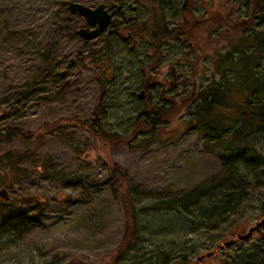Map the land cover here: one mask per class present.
Here are the masks:
<instances>
[{"label": "rangeland", "instance_id": "1", "mask_svg": "<svg viewBox=\"0 0 264 264\" xmlns=\"http://www.w3.org/2000/svg\"><path fill=\"white\" fill-rule=\"evenodd\" d=\"M69 1L90 7L103 3L112 18L125 4L155 28L162 22L182 24L190 16L182 12L184 0H0V129H33L60 116L91 117L101 83L99 118L109 133L129 132L136 113L148 104H173L152 132L112 139L110 145L69 124L41 139H0V153L19 152L21 167L13 176L0 161L5 194L0 195V264H264V222L248 237H238L264 218V127L237 140L232 134L237 121H229L244 97L241 89L255 74L233 80L236 71L223 61L228 53L237 56L232 46L249 32L259 35L264 47V0L188 3L195 7V18L208 21L191 26L184 38L160 41L158 65L143 79L156 81L150 99H144L146 91L143 98L136 96L151 53L145 35L132 51L130 41L111 40L113 64L99 78L88 56L96 49L104 52L109 26L94 38H82L77 29L90 25L68 9ZM244 18H250V28L246 22L238 26ZM223 19L231 26L221 24ZM140 25L134 30L140 31ZM252 43L256 39L245 40L239 49L257 56L255 69L263 85L264 48L252 51ZM223 77L234 81L232 102L222 109L226 130L215 138L189 122L195 101L189 107L187 102L197 92H192L195 85ZM217 112L215 104L212 113ZM228 155H233L235 173L210 201L205 197L188 210L156 206L159 199L204 179L224 181ZM111 162L128 175L136 210L134 236L119 259L114 253L125 229L123 190L112 176ZM228 188L233 197L222 214L211 205ZM228 240L233 241L225 246Z\"/></svg>", "mask_w": 264, "mask_h": 264}, {"label": "trees", "instance_id": "2", "mask_svg": "<svg viewBox=\"0 0 264 264\" xmlns=\"http://www.w3.org/2000/svg\"><path fill=\"white\" fill-rule=\"evenodd\" d=\"M115 12L119 14L111 19L109 23V33L104 38V52L101 49H96L91 51L89 54V59L96 64L97 77H103V73L113 64V60L111 58V54L109 51V42L111 40H118L121 42H137V39H140L142 36L146 37L148 41V47L151 49V53L147 57V62L145 64V71L142 72L143 77L141 82V88H145L147 92L146 97L144 99H150V90L151 87L146 85L147 81H143L145 79V75L152 74L154 72L155 67L158 65V61L160 58V46L162 39H175L178 40L180 38H184L185 34L190 30L191 24H187L183 21L182 24H175L168 26L166 22L160 23L156 28L155 26L147 25L144 20H139L130 11L129 6L122 4L117 6ZM185 10L182 9V12ZM118 19V20H117ZM141 23L140 31H135L134 26L137 23ZM238 26H243V22H246L245 27L248 26L250 22V18L238 19ZM221 24H231L226 20H222ZM157 25V24H156ZM202 23H198L194 25V27L202 26ZM231 26V25H230ZM154 27V28H153ZM233 27V26H232ZM250 28V27H247ZM260 36L249 32L240 36L238 39V44L232 46V48H237V56L233 57L232 54L228 53L229 57L225 56L223 61H226L229 65V70L236 71V77L233 75V80L235 78L240 79L246 78L247 75H254L253 79L249 84L244 85L246 88H242L241 92L244 94L240 105L238 106L237 113L235 117H231L229 121L235 122L237 121V125L233 127L232 134L233 138L240 140L242 135L248 134L250 132L257 131L259 128L264 127V97L262 96L261 87L264 88V82L259 83V76L256 73V65L258 64L257 56L252 54L251 52L245 54L239 48L240 45L243 44L245 40L256 39V43H252V51L254 48L262 49V39ZM116 38V39H115ZM136 39V40H135ZM242 43V44H241ZM129 44V45H130ZM133 48L128 49L130 51L134 50ZM98 50V51H97ZM108 50V51H107ZM251 53V54H250ZM255 56V57H254ZM227 58V59H226ZM249 71L248 73L242 72ZM113 70V68L111 69ZM208 82V81H207ZM234 81L228 78H221V80H213L208 82L204 86L195 85L192 89V92L197 89V92L191 93L192 97L188 103V107L192 105L195 101V108L190 110V114L192 115L189 118V122L197 126L202 131L207 132L212 137H220L222 132L226 130L223 122L222 109L225 105L231 104V95L229 93L230 86ZM261 84V87H260ZM104 84L101 83L100 90L97 95L96 103H95V114L88 118H82L77 115H68V116H60L50 121H45L36 128L33 129H24L19 126H6L5 129H0V139H4L6 141L11 140L14 137L23 138V139H41L42 136L46 132H51L61 125L69 124L75 127H80L87 129L90 133L93 134L94 137L101 141L102 145H110L112 143V139H115L116 142H120L124 138H133L136 134L152 132L155 129L156 124L160 120L165 119L164 114L166 108L173 104V102L169 101L168 103H151L148 104L147 107L141 108L135 116V120L133 122L132 127L129 132L126 134L117 135L116 133H109L105 131L101 125V120L99 118V112L102 109V96L104 93ZM237 85V84H236ZM242 83H238V87L236 90H240L239 86ZM133 94V93H132ZM215 104L219 105V112L217 114H213V106ZM232 142V141H231ZM20 153L14 149H8L0 153V161L3 164L5 170L12 171V175L15 176L17 173H20L21 167L17 164ZM232 157L233 155H228L223 159V164L225 170L227 171L226 176H224L225 180L220 181L215 177H210L208 179H204L199 183L193 185L189 189L182 191L178 194H172L167 197H163L156 201V206L159 208H171V209H182L188 210L191 205H196L200 201H202L205 197H208L209 201L212 199V196L215 194V191L219 190L220 185L223 183H228L229 179L232 178L235 170L232 165ZM48 163V158L43 162V166ZM110 170L112 176L119 183L120 187L123 190V211L125 218V229L123 235L121 237L120 242L117 245V250L115 251V258L119 259L123 257L125 254V250H127L129 246V241L133 234L135 233V222H136V210L134 207V199L131 193V187L128 184V175L126 172L118 166L116 162L110 163ZM221 183V184H220ZM233 189H226L224 193L220 192V196L216 199L215 202L211 205V208L215 211H221L222 214L227 211V205H229L232 196ZM4 197L3 195H1ZM226 207V208H225ZM262 209L264 212V202L262 203ZM221 214V213H220ZM264 222V221H263ZM262 222V223H263ZM221 264H231L228 260L223 261Z\"/></svg>", "mask_w": 264, "mask_h": 264}, {"label": "water", "instance_id": "3", "mask_svg": "<svg viewBox=\"0 0 264 264\" xmlns=\"http://www.w3.org/2000/svg\"><path fill=\"white\" fill-rule=\"evenodd\" d=\"M67 6L70 11L84 16L87 23H89L90 27L81 26L77 29V33L84 39H91L97 36L103 29H105L109 25L112 19L111 13L106 9L103 3H98L96 6L90 7L77 1H69ZM134 46L135 43H132L129 45V48L131 49ZM132 92L135 93V91ZM136 96L138 98H143L145 96V88H142L139 92H136ZM0 195L4 196L5 194L3 191H0ZM263 221L264 218L256 222L255 225L250 226L248 231L244 235L238 237H248L252 233V231L257 229ZM232 241L233 240L225 241L224 245L228 246Z\"/></svg>", "mask_w": 264, "mask_h": 264}, {"label": "flooded vegetation", "instance_id": "4", "mask_svg": "<svg viewBox=\"0 0 264 264\" xmlns=\"http://www.w3.org/2000/svg\"><path fill=\"white\" fill-rule=\"evenodd\" d=\"M196 0H184L183 1V5H182V9L185 10V11H188V13L190 14L189 17H184V22L187 23V24H191L194 26L198 23H202L204 21H208L207 17L206 16H202V17H198V18H195V14L196 13L193 9H195V7H191V4H190V8H188V3H191V2H195ZM203 24V23H202ZM155 80H152V81H147L146 85L148 87H152L154 84H155Z\"/></svg>", "mask_w": 264, "mask_h": 264}]
</instances>
